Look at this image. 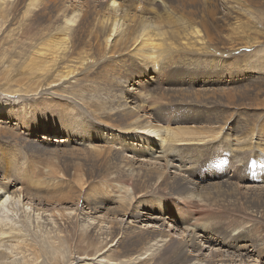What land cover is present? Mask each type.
<instances>
[{
  "label": "bare ground",
  "instance_id": "obj_1",
  "mask_svg": "<svg viewBox=\"0 0 264 264\" xmlns=\"http://www.w3.org/2000/svg\"><path fill=\"white\" fill-rule=\"evenodd\" d=\"M5 1L6 0H0V5L1 3L4 5ZM48 1H51V3L53 2L51 5H54V0ZM237 5V0H226L229 16L224 18L226 22L223 23V28H226L228 32L225 37L229 40V44H232L231 46L235 45V48L236 45L241 46L240 49L259 47L257 46L258 42L245 40L248 33L246 30H243L244 27L240 23V15L242 14L241 9H239ZM106 6V11H110L109 13L111 15L103 17L95 24L98 28L99 37L102 38L101 44L92 45L88 48L85 45H77L76 49L73 48L75 45H66V38L70 37L76 30L74 26H80L79 24L76 25L77 19L82 16V20L84 21L87 16L86 14H81L80 10L62 7L63 9H58L59 19H57L59 23L48 40L37 50L40 52V55H36L40 62L43 60L45 61L42 65L46 63V66H52V69L53 67L61 68L62 70L60 71H62L61 74L65 80L75 79L74 82L83 85L82 90L79 91V103H77L81 107L77 108L84 111L85 114H89L93 122L101 125L93 128L92 134L90 130L78 133L77 136L82 137V139H80L82 141L81 146L84 145L82 149L79 150L85 151V154L83 155V153H80L75 157H78L80 161L84 158L87 163L84 165L82 161L80 163H78L79 161L75 162L73 170L76 173L74 177L71 178L70 182L66 181L70 184L66 188L65 193H62L63 197L60 201L68 203H73L74 201L79 203L83 201L88 205L90 212H93V216L81 214L80 211L73 210L67 212L68 215L65 214L66 211L65 213L56 212L44 214L39 209H36V207L34 209L33 207L23 204L24 198H29L30 193L26 192L25 188L23 189L21 186L14 189L15 186L12 181H18L20 185H24L22 179L24 181H29L30 177L21 173L15 153L11 151L12 149L10 146H6L7 140L19 139L18 134L21 133V130H24L23 128H25L24 131H28L27 129L31 123L30 117L35 116V118H37L39 114H44L52 120L50 123H52L55 132L57 131L56 126L57 128L62 127L59 123H61V125L67 123L68 127H70L71 123H76V119L78 118V111L75 108L76 103L73 105L71 102H63L61 101L62 97H60V100L56 98L48 100L46 95H41L39 97V99L41 98V107L36 103L33 105V102L28 101L30 99H14L15 101H4L0 99V173L2 174L0 178V213L5 214V216L0 217V264H37L38 259L34 258L33 254L37 251L42 253L43 250L29 241L28 234L32 233L35 237L39 238L40 236L42 240H46L51 238V235L55 234L57 231L58 233H62L64 230L60 227H64L65 230L70 228V215L74 214V212L78 216H82L80 218L81 220L78 219L81 223L79 224L81 226L83 224L91 239L98 241L100 244L103 242L106 243L104 248H106L108 244H110L108 245L109 247L114 246L113 249H105L104 252L99 254L97 252L100 250L95 251L97 257H93V259H90L91 257L89 259L87 257L84 259H76L77 262H75V264H214V261H206L201 250L198 249L199 246L195 240L196 236L192 232L195 229L193 227L194 224L190 225L191 234L188 235V237H190L189 240H175L173 235H170L171 232L164 229L167 224L166 216H168L171 209H176L177 215L179 211H186V216L188 215V224H191L190 222L192 220L198 218V221H196L200 225L202 219L196 207L197 201L192 200L190 193V191L193 192L194 190L191 189L190 185L195 184L183 176H177V174L172 175L166 172L170 166L167 155L175 154V152L184 148L197 149L207 145L209 146L211 142L220 137L221 139H226L227 144L232 146L231 151L234 152V156L238 154L245 155V153H255L261 156L264 162V146L258 145V143H252L249 138L236 137L235 139L232 137L234 138L232 140L229 137L228 130L225 128V132L221 135L225 123H220L221 125L219 123H209L208 125L197 127L184 125L177 126V128L173 130L164 128L161 124H154L153 121L149 120V118L147 119V117H150L149 115H151L153 113L152 111H155L159 105H165V100H167L166 102L168 103L170 98H164L163 94L162 96L156 93L154 95V92L151 96L147 94L149 91L145 92L144 89H140V87L136 93L134 91V93L127 97L124 94L126 91H118V88L121 81L120 74L129 71L130 68L138 71V76H147V78L150 79L152 75H155L156 69L159 67L161 69L159 71L164 73L167 68L171 69L179 63L181 64V62L185 64L189 62L191 65L194 64L193 62L196 57L191 56V54H200L202 58L198 63L203 64V62L208 61L212 65L211 68L227 66L225 62L230 63L227 60L230 51L226 53L218 52V49L212 47L213 44L215 45V37L212 34L213 31H210V33L206 28L204 35L199 37L200 31L194 27V18L202 19V24H204L206 16L214 22L215 15L210 11L208 15L199 13V17L194 13H190L185 18L183 16L173 17L171 14H168L169 12H165L166 14L163 15L164 17L156 20L154 19L155 21L148 20L146 19L147 17L143 18L140 15L131 16L130 18L124 16L122 20L123 23L120 24L121 22L119 23V20L116 19V14H113L117 11L118 7L116 1L110 0ZM104 10L105 9H103V11ZM26 13H28V10H26ZM219 33L223 35V32ZM55 34H58L61 38L54 39L53 36ZM231 36L232 38L235 36V39L230 42L232 39ZM225 44H227V42ZM221 46L222 45H220V47ZM233 49L231 51H233ZM211 53H214V55ZM247 55H250L252 60H257L264 66V48H259L256 51L252 50ZM186 56L189 58H186ZM218 56L220 57L218 58ZM232 60L234 62L231 65L236 66V60ZM152 82L154 83V80ZM152 82L151 84H153ZM223 92L219 93L223 94ZM45 94L47 93L45 92ZM226 95L228 94L226 93ZM129 98H131L132 101H128L127 99ZM43 99H45L44 102L42 101ZM186 99L181 98V100L185 101ZM169 102L173 101L171 100ZM149 104L150 107L145 111L144 107ZM53 107L68 115V122L59 120V118L49 117V111ZM258 107H260V105ZM246 108L247 107H245V109ZM113 113L114 115H112ZM111 115L114 117L109 118ZM102 118L109 123H104ZM251 131L252 128H248L247 133L244 135L248 136ZM100 132V141L105 145H92V135L99 134ZM143 134L150 138L153 136V138L149 140L145 137H139ZM133 138L137 140V144H124V141ZM42 139L47 140V138L41 137L40 142L44 144ZM152 140H156L159 143L160 151H147L143 156L147 159L153 157H156V159H163L164 169L161 168V170H159L160 166L155 163L141 162L139 164H133L129 160V157L124 155V152L131 151L133 153L137 151L143 153L141 149L146 147L145 144H149ZM77 142L78 141L74 142V144L80 145V142ZM70 143L72 142H68L67 145ZM140 144H142V146H138ZM263 144L264 143H262V145ZM112 158L119 159L120 163L112 166ZM84 167H86V169ZM178 168L183 167H177V169ZM84 170L87 171L83 173L82 171ZM99 170H103L105 172L103 173L102 171L103 175H107H105L107 177L105 179H109L110 183L108 185L115 184L112 182L121 183L123 189H125L126 195L124 196V191L120 190V193L115 197L116 199H111L104 193H101V195L96 193L95 190H93L95 184H92V181L87 183V181H94V176L98 178V176L101 175ZM189 170L190 169L186 167L183 168L182 171L188 173ZM9 173H13L19 178L15 176L11 179L6 178ZM216 173L219 174V172ZM219 175L224 176L225 174ZM84 176L87 178H84ZM231 176L232 174H229L228 178L222 181L224 182L222 186H225V188L231 187V181L229 180ZM259 177L262 182L261 186H258V188L250 187L256 189V191L251 192L250 196H246L245 194L243 197L246 205V210L243 215H231L228 219V224L225 223V221H218L210 224V226L214 224V226L222 227V229L218 228L216 233H222L224 231L225 235L223 239L217 242L220 244V247L227 248L226 252L229 250V252L233 253L231 257L228 255L230 258L225 260L223 254L220 252L216 256L218 257V260H216L217 263L245 264L243 259L239 260V263L235 261L233 256L236 254L238 257L243 255H248V258L254 257L255 261L259 260L257 264H264V170ZM49 185L51 184H45L46 187L42 186V189L45 190L42 191L46 192L49 190ZM62 186L64 185L61 182V187ZM58 191L60 192V190ZM130 191L131 195L128 194ZM246 192L248 191H245V193ZM58 196L56 199L59 200L61 196ZM177 201L180 205L174 204ZM160 203H162L163 208L160 206ZM8 204L14 205L15 208L12 210L16 211L15 214L12 213L8 215ZM189 206L193 207L189 208ZM257 206L261 207L253 210ZM76 207L75 209H77ZM101 209L106 210V212L104 211L105 213L103 212L106 216L104 217L102 214L101 216H103V218H96L94 215L99 213ZM17 210L20 212L18 213ZM58 211L60 212V210ZM145 211L154 215V218L148 216V220L156 219L159 225L161 227L163 226V229L161 228L157 231L152 230L149 226H147V228H142L132 225L131 223H120L116 220L118 217H127L134 222L136 218L141 219ZM63 221L65 222L60 224ZM196 232L203 239L207 241L211 240L209 232L208 235H205L206 233H203L199 228ZM115 241L116 243L113 244ZM104 248L101 250H104ZM106 251L115 252L116 257L114 259H109L108 256H106L105 258L103 254H105ZM50 260L52 259H49V262H51ZM114 261H116V263H114Z\"/></svg>",
  "mask_w": 264,
  "mask_h": 264
},
{
  "label": "rangeland",
  "instance_id": "obj_2",
  "mask_svg": "<svg viewBox=\"0 0 264 264\" xmlns=\"http://www.w3.org/2000/svg\"><path fill=\"white\" fill-rule=\"evenodd\" d=\"M109 1L110 0H54V5L52 6L51 4L53 2L51 3V1L48 0H6L4 5H2V3L0 5V99L4 101L30 99L28 101L33 102V105L36 103L41 107V98L39 99L41 95H46L48 100H51L52 98L60 100V97H62L61 101L63 102H71L73 105L76 103L75 108L78 111L76 123H71L70 127H68L67 123L64 125L59 123L62 127L57 128L56 126V132L53 130L52 123H50L52 120L46 115L39 114L37 118H35V116L30 117L31 123L27 129L28 131H24L25 128H23L24 130H21L23 135L21 133L18 134L19 139L7 140L6 143V146H10L12 149L11 151L15 153V157H17L16 161L21 173L30 177L29 181H24L21 178L24 185H20L18 181L13 180L12 183L15 186L14 189H17L20 186L23 189L25 188L26 192L30 193V195L29 198H24L23 204L33 207L34 209L36 207V209H39L44 214H52L56 212L65 213L66 211L65 214L68 215L67 212L72 210L80 211L81 214H87L90 216L93 214V212H90V209H88V205L83 201H80L79 203L76 201L73 203L60 201L63 197L62 193H65L66 188L70 184L68 182H70L71 178L74 177L76 173L73 170L75 162L79 161L78 163H80L82 161L84 165L87 163L84 158L80 161L78 157H75L80 153H83V155L85 154V151L79 150L82 149L84 145L81 146L82 141L80 139H82V137L77 136L78 133L90 130L92 134L93 128L101 125L93 122L92 117L89 114L87 115L84 111L77 108L81 107L77 103H79L78 94L79 91L82 90L83 85L74 82L75 79L65 80L61 74L62 71H60L62 69L59 67H53L52 69V66H46V63L42 65L45 61H39L37 56L40 55V52L37 50L42 47L41 45L47 41L50 35L54 32V29L59 23L58 9L63 8L77 9L80 10L81 14H86L87 16L84 21L82 20V16L77 19L78 21L76 25L79 24L80 26H74L76 30L70 37L66 38V45H75L73 48L76 49L77 45H85L88 48L92 45L101 44L102 38L99 37L98 28L95 24L103 17L111 15L109 13L110 11H106V4ZM115 1L118 4V7L117 11L113 14H116V19L119 20V23L121 22L120 24L123 23L122 20L124 16L130 18L131 16L134 17L135 15H140L143 18L147 17L146 19L155 21L158 18L164 17L163 15L168 12V14H171L173 17L183 16L186 18L190 13H194L199 17V13L208 15L209 12L212 11L215 15L214 22L207 16L204 19V24H202V19L194 18V27L200 31L199 37L204 35L206 28L209 32L213 31L212 34L215 37V45L213 44L212 47L218 49V52L226 53L230 51L227 56V60L230 63L225 62V65H227L225 67L211 68L212 65L208 61L200 64L198 61L202 56L196 53L191 54V56L196 57L193 62L194 64L191 65L189 62L186 64L181 62V64L179 63L171 69L167 68L164 73L159 71L161 70L159 67L156 69L155 75H152V78L150 77V79H148L147 76H138L139 72L130 68L129 71L120 74L121 81L118 91H126L127 94L126 92H124V94L129 97L134 91L136 93L140 87V89H144L145 92L149 91L147 94H150L151 96L154 92V95L155 93L161 96L163 94L164 98H170L169 101L172 100L173 102L168 101L167 103V100H165V105H159L155 111H152L153 113L149 115L150 117H147V119L149 118L154 124H161L164 128L173 130L177 128V126L184 125L197 127L208 125L209 123H225L221 135L225 132V128L228 130L229 137L232 140L234 138L236 139V137L249 138L252 143H258V145L264 146V144L262 145V143H264V66L262 63L260 64L259 61L252 60L250 55H247L252 50L256 51L259 48H264V0H237V6L241 9L242 14L240 15V23L244 27L243 30H246L248 33L245 40L250 42L254 41L256 43L258 42L257 46L259 47L250 49H240L241 46L239 45H236L235 48V45L233 44L234 46H231L232 44H229V40L225 37L228 32L226 31V28H223V23L226 22L224 18L229 16L226 7V0ZM103 9L105 10L103 11ZM26 10H28V13H26ZM219 32H223L224 36ZM53 38L58 39L61 38V36L59 37L58 34H55ZM234 39L235 36H233L230 42ZM226 42L227 44H225ZM220 45L222 46L220 47ZM231 48L233 51H231ZM211 54L214 55V53ZM219 57L220 56H218V58ZM186 58L189 57L186 56ZM232 59L236 60V66L231 65L234 62ZM153 80L154 83L152 82ZM151 82L153 84H151ZM45 92L47 94H45ZM219 92H223V94H220ZM235 92H239L240 94ZM226 93L228 95H226ZM180 97L182 99L187 98V102L181 100ZM44 100L45 99L42 101L44 102ZM127 100L132 101L131 98ZM259 105L260 107H258ZM148 107H150V104L144 107L145 111ZM245 107L247 108L245 109ZM49 112V117L51 118H59V120L65 122H68L69 120L68 115L62 113L60 110L54 109V107L51 108ZM112 115H114V113ZM112 115L109 116V118H113L114 116ZM102 119L104 123H109L105 121L104 118ZM248 128H252V131L247 136L244 134L247 133ZM100 134L101 132L92 135V145H105L100 141ZM41 137L47 138V140L42 139L44 144L40 142ZM139 137H145L149 140L153 138V136L150 138L144 134ZM76 141L80 142V145L74 144ZM68 142L72 143L67 145ZM125 143L137 144V140L133 138L124 141V144ZM106 145L112 146L110 144ZM145 145L146 147L141 149L143 150V153L138 151L133 153L131 151L124 152V155L128 156L133 164H139L141 162L155 163L160 166L159 170H161V168L164 169L163 159H156V157L147 159L143 156L147 151H160L159 143L156 140H152L149 144ZM138 146H142V144ZM231 147V145L227 144L226 139L218 137L215 141L211 142L209 146L207 145L197 149L184 148L180 151L178 150L175 154L167 155V160L169 161L170 166L166 172L172 175L177 174V176H183L195 184L190 185L191 189H194L193 192L190 191V193L192 200L197 201L196 207L202 219L200 223L201 226L197 223L198 218L192 220L190 222L191 224H188V215L186 216V211H179L177 215L176 209H171L168 216H166L167 224L164 229L171 232L170 235H173L175 240H189L190 237H188V235L191 234L190 225L194 224L193 227L195 229L192 232L196 236L195 240L196 243H198V249L201 250L206 261H214V264H220L216 261L218 260V257L216 256L220 252L223 254L225 260L230 258L233 253L229 252V250L226 252L227 248L220 247V244L217 242L218 240L223 239V236L225 235L224 231L222 233H216V230L218 228L222 229V227L214 226V224L210 226V224L218 221H225V223L228 224V219L231 215H243L246 210L243 197L245 194L246 196H250L251 192L256 191L254 188H258V186H261L262 184L259 176L264 170V162L261 156L255 153H245V155H235L238 158L237 159L234 156V152L231 151ZM118 161L119 159L112 158V166L119 164L120 161ZM177 167H187L190 170L186 173L185 171H182L183 168L177 169ZM84 168L86 169V167ZM85 171L87 170L82 172L84 173ZM102 171L99 170L101 175H99L98 178L97 176H94V181H87V183L92 181V184H95L93 190L100 195L101 193H104L111 199H116L115 197L120 193V190L124 191L123 195L125 196L126 193L125 189H123V185L119 182H112L115 184L108 185L110 181L109 179H105L107 178V175H103L105 172L103 171L102 173ZM215 171L219 172V174L225 175H219ZM229 174H232L229 178L231 181V187L225 188V186H222V184H224L222 181L227 179ZM1 175L2 174L0 173V178ZM13 176L19 178L13 173H9L6 178L11 179ZM84 178L87 177L84 176ZM61 182L64 185L62 187ZM45 184H51L48 186L49 190L46 191L47 193L42 191L44 190L42 189V186L46 187ZM250 187L254 188L252 189ZM58 190H60V192ZM245 191L248 192L245 193ZM128 194L131 195V191ZM57 196H61V198L58 200L56 199ZM174 204L180 205L178 201ZM160 206L162 207V203H160ZM8 207V215L16 213L15 210H12L15 208L14 205L8 204ZM75 207L77 209H75ZM190 207L193 206H189V208ZM260 207L261 206H257L253 210ZM57 209L60 210V212ZM104 211L106 212L105 209H101V211L94 216H96V218H103V216H101L102 214L104 217L106 216ZM17 212L19 213L20 211L17 210ZM142 215L143 217H141V219L136 218L134 219V222L127 217H118L116 220L120 223H131L132 225L142 228H147V226H149L152 230L157 231L161 228L163 229V226L161 227L156 219L148 220V216L154 218V215H151V213H147L146 211L143 212ZM1 216H5V214L0 213V217ZM70 217V228L65 230L64 227H60L64 231H62V233H58L57 231L55 234L51 235V238L49 239L42 240V237L40 238V236L37 238L32 233L28 234L29 241L43 250L42 253L37 251L33 254L34 258L39 260H37V264H75V262H77L76 259H84L86 257L88 259L90 257V259H93V257H97V254H95V251L97 250H100L97 252L99 254L104 252L105 249H113L114 246H108L110 244L104 248L106 243L103 242L101 245L98 241H95L88 236L85 227L83 224L81 226V223L78 220L82 217L81 215L78 216L74 212ZM64 222L65 221L60 224H63ZM198 228L201 229L203 233H206L205 235H208L209 232L211 240L207 241L200 237L196 232ZM115 243L116 241L113 242V244ZM102 248H104V250H101ZM107 252L108 251L103 254L105 258L106 256H108L109 259H114L116 257L115 252ZM235 255L236 254H234L233 258H235L237 263H239V260L241 259L244 260L245 264L259 263V260L255 261L254 257L248 258V255L238 257V255ZM49 259H52L50 260L51 262H49ZM114 263H116V261H114Z\"/></svg>",
  "mask_w": 264,
  "mask_h": 264
}]
</instances>
